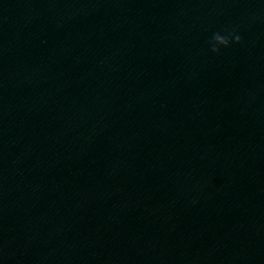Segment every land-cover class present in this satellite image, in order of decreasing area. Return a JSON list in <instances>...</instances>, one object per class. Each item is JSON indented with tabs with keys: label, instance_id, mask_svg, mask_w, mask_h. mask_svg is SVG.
Listing matches in <instances>:
<instances>
[{
	"label": "clouds",
	"instance_id": "9594fccd",
	"mask_svg": "<svg viewBox=\"0 0 264 264\" xmlns=\"http://www.w3.org/2000/svg\"><path fill=\"white\" fill-rule=\"evenodd\" d=\"M242 41V37L233 30H224V34L221 32H216L212 35L209 44L211 46V51L214 53L220 52V46L225 48L230 47L233 43L239 44Z\"/></svg>",
	"mask_w": 264,
	"mask_h": 264
}]
</instances>
